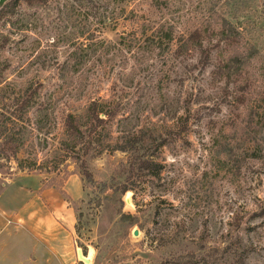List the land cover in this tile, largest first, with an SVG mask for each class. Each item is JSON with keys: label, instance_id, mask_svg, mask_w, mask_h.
I'll return each instance as SVG.
<instances>
[{"label": "rangeland", "instance_id": "374dc122", "mask_svg": "<svg viewBox=\"0 0 264 264\" xmlns=\"http://www.w3.org/2000/svg\"><path fill=\"white\" fill-rule=\"evenodd\" d=\"M155 1L120 0L125 13L114 23H90L98 46L76 73L67 56L84 40L69 34L98 0H18L0 18V135L20 140L12 157L0 138V225L15 232L21 210L32 230V241L12 235L10 249L19 239L46 243L52 198L68 203L75 224L69 234L54 224L52 250H42L62 264H79L78 249L92 264H264V1ZM142 22L173 27L176 45L126 53L118 39H137ZM222 27L232 30L220 40ZM231 58L244 67L227 76ZM22 96L31 99L23 119L14 117ZM96 99L118 112L100 131L109 147L82 162L64 157L66 116ZM229 154L226 171L213 166ZM137 158L157 172H137Z\"/></svg>", "mask_w": 264, "mask_h": 264}, {"label": "trees", "instance_id": "16d2710c", "mask_svg": "<svg viewBox=\"0 0 264 264\" xmlns=\"http://www.w3.org/2000/svg\"><path fill=\"white\" fill-rule=\"evenodd\" d=\"M27 5L32 7L34 6H41L44 5L47 0H24ZM112 3V7L108 10L107 2ZM18 0H8V2L4 5V7L0 10V18L5 15H10L13 13ZM107 3L102 4V3ZM102 6L97 4L98 11L94 14H84V15H76L75 23L76 25L73 26L74 32L69 34V40L72 39L73 33H77V37L84 40L83 43L80 44H73V50L68 53L67 62L70 64L73 73H76L81 69V67L87 65V61H89L90 56L92 55L93 51L98 46V43L95 42V34L94 31L91 29L93 23L96 27L99 28L98 24H103L105 21L114 23L116 19H118L123 13H125V7L121 6L120 0H98ZM155 5L158 7L166 6V1L162 0L161 2L155 1ZM101 8V10H100ZM104 9V11H102ZM105 11H108V17L105 16ZM114 16V17H113ZM82 17V18H81ZM92 19V20H90ZM118 21V20H117ZM231 31V28L222 27L217 32L219 35V39H225V31ZM136 31L138 32V37L127 38V36L121 35L118 39L119 46H122V50L126 53H131L133 50L136 51H158L161 53L169 52L176 45V36L173 27L168 26L165 22L158 23L156 26H151L149 23L142 22L139 26L137 25ZM76 37V38H77ZM193 35L190 36V41L192 40ZM189 41V39H188ZM50 46L55 48L60 43V39L58 37H53L50 39ZM75 43V42H74ZM177 44V51L180 53L181 50L185 49V44ZM195 43V42H193ZM226 73L227 76H230L229 71H233L234 74H240L241 70L244 67L243 62L238 58H231L228 60L226 64ZM28 92V89L25 93ZM35 91H32V101ZM31 99L25 100L22 96V99L16 100V108L14 117L17 114V117L23 119L24 116H27L30 110V103ZM116 107L113 103L107 102L105 100L96 99L91 100L86 105L84 113L79 115H72L68 114L64 120V135L65 140H63L60 145L64 150V157L73 158L75 160L81 161L82 159L90 152L92 149H97L98 153H102L105 151V146L101 134V129L104 128L105 124L109 121L115 119L117 115ZM262 129V127H261ZM106 132V130H105ZM0 138L4 141V146L7 151H10L12 157L16 156L17 151L19 150L20 140L18 138L17 133L11 132L6 136H1ZM127 149V148H125ZM231 154L227 155V160L224 161L223 159L218 158L216 163H213V166L221 171H226L227 167L230 165ZM138 159V158H137ZM137 172L140 173H156L158 166L154 164L152 160H145L139 158L137 161ZM20 169H23L24 166L20 162L18 164ZM206 173L204 174V176ZM126 192L129 189L125 190ZM121 221L129 222L131 226L136 225V219L134 216L131 215H121ZM75 230H78V226L76 225ZM245 250V249H244ZM243 250V251H244ZM82 253L86 256V250L82 249ZM188 258L192 259L193 256H187ZM79 264H82L81 262Z\"/></svg>", "mask_w": 264, "mask_h": 264}, {"label": "crops", "instance_id": "0c3cea01", "mask_svg": "<svg viewBox=\"0 0 264 264\" xmlns=\"http://www.w3.org/2000/svg\"><path fill=\"white\" fill-rule=\"evenodd\" d=\"M48 203L50 204L48 216L44 217V224L41 228L42 235L46 240V243L38 244L34 241L32 244L29 243L27 245H22L21 240L19 239L16 248L10 249V247L7 246V241L12 235H15L17 238L23 237L27 241L28 239L32 241V230L22 223V220L26 217L29 218V216H24L26 211H15L18 212L17 218L20 219L19 224H21V227H18L15 232H7L5 230L7 226L3 221V223L0 225V238H2L0 241V264H62L64 262L63 260L44 258L42 256V250L43 247H45L46 250H52V247L49 246H52L55 237V234H53L55 228L54 224L61 225L68 234L70 233V229L75 225L72 220V212L68 207V203L66 202L58 201L56 199L52 200V198H50ZM6 215L3 213L1 215L3 216L4 220ZM30 219H32V217H30ZM67 219L69 225H66L65 223Z\"/></svg>", "mask_w": 264, "mask_h": 264}, {"label": "water", "instance_id": "95a60500", "mask_svg": "<svg viewBox=\"0 0 264 264\" xmlns=\"http://www.w3.org/2000/svg\"><path fill=\"white\" fill-rule=\"evenodd\" d=\"M7 2L8 0H0V10L4 7ZM125 201L127 203V200ZM133 235L138 236V231L134 230ZM77 258L82 264H92V258H89L88 256L85 257L80 249L77 250Z\"/></svg>", "mask_w": 264, "mask_h": 264}, {"label": "built area", "instance_id": "2783aa9c", "mask_svg": "<svg viewBox=\"0 0 264 264\" xmlns=\"http://www.w3.org/2000/svg\"><path fill=\"white\" fill-rule=\"evenodd\" d=\"M264 1V0H263Z\"/></svg>", "mask_w": 264, "mask_h": 264}]
</instances>
